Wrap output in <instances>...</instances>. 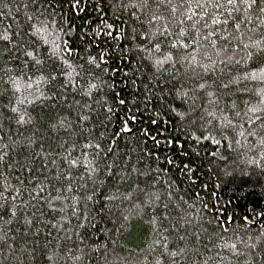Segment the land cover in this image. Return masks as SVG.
I'll return each instance as SVG.
<instances>
[{
  "label": "trees",
  "instance_id": "1",
  "mask_svg": "<svg viewBox=\"0 0 264 264\" xmlns=\"http://www.w3.org/2000/svg\"><path fill=\"white\" fill-rule=\"evenodd\" d=\"M261 8L0 0V264H264Z\"/></svg>",
  "mask_w": 264,
  "mask_h": 264
},
{
  "label": "snow or ice",
  "instance_id": "2",
  "mask_svg": "<svg viewBox=\"0 0 264 264\" xmlns=\"http://www.w3.org/2000/svg\"><path fill=\"white\" fill-rule=\"evenodd\" d=\"M237 2H239V3H243V4H246V5H247V8H251L253 5L257 4L258 0H227V3L230 4V5H233V4L237 3ZM259 2H260V3H264V0H259ZM260 11H261V12H264V8H261ZM212 22H213L214 24H215V23H219V21H218V20H215V19H214ZM225 22H226V21H225ZM106 27L111 28L112 25H106ZM236 27L238 28L239 25L237 24ZM37 31H40V29H37ZM107 35H108V36H111V32L107 33ZM57 49H59V46H58V45H57ZM65 51H67L69 54H71V49H67V48H66ZM28 55L31 56L32 53H28ZM92 60L94 61L95 58H92ZM101 61H102V62H106V61H104V59H103V55L101 56ZM160 63H162V61H161ZM97 67H99V63H97ZM93 87H95V85H93ZM119 103H120V104H124L125 101H124V100H120ZM130 119H132L133 122H135L136 117L132 116V117H130ZM153 123H155V121H153ZM121 131H122V132H131V131H132V129H131L130 127L127 126V121H123V122H122ZM153 139L155 140V137H153ZM156 143H159V141L156 140ZM217 143H219V141H217Z\"/></svg>",
  "mask_w": 264,
  "mask_h": 264
}]
</instances>
